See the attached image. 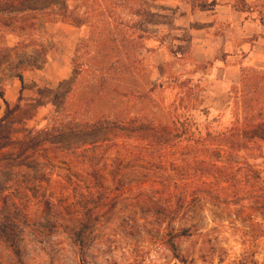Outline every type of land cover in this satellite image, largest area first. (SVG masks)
<instances>
[{
	"label": "rangeland",
	"instance_id": "rangeland-1",
	"mask_svg": "<svg viewBox=\"0 0 264 264\" xmlns=\"http://www.w3.org/2000/svg\"><path fill=\"white\" fill-rule=\"evenodd\" d=\"M184 1L135 0L139 16L121 11L131 20L125 25L133 23L143 38L136 49L142 72L120 87L140 93L175 76L198 82L207 116L195 119L219 132L232 121L241 73L264 72V58L206 56L193 43L199 36L183 27ZM191 1L193 12L204 2ZM28 25L33 28H23ZM83 35L86 29L46 23L38 12L0 15V120L7 114L4 101L15 109L4 119L15 128L13 140L0 150V264H264V143L261 156L248 159L253 170L244 162L229 168L237 184L217 176L224 164L187 166L180 162L185 149L145 158L103 132L21 146L24 129L89 123L126 108L122 98L114 102L116 95L91 100L95 74L76 76L71 60ZM174 98L171 90L152 95L165 106ZM141 103L126 111L148 113ZM156 201L185 209L172 220L146 210ZM189 227L190 236L174 241V258L170 230Z\"/></svg>",
	"mask_w": 264,
	"mask_h": 264
},
{
	"label": "trees",
	"instance_id": "trees-1",
	"mask_svg": "<svg viewBox=\"0 0 264 264\" xmlns=\"http://www.w3.org/2000/svg\"><path fill=\"white\" fill-rule=\"evenodd\" d=\"M134 1L0 0V15L18 12L27 16L28 13L38 12L45 18L46 23L63 22L86 29L88 36L83 35L79 39L71 60L76 76L82 79L95 74L94 84L89 83V89L93 91L91 100L98 102L116 95L114 102L122 98L126 107L120 115L89 123H68L56 127L48 125L40 130L24 129L21 146L29 150L45 145L54 137L94 135L103 132L110 138L124 140L127 149H137L145 158H153V152L185 149L187 158L180 162L187 166L200 162L208 168H218L216 163L224 164L221 166L224 170L217 176L222 181L237 184L229 168L244 162L253 170L248 164V159L260 157L263 150L264 72L248 70L241 73L230 105L232 121L229 127L219 132L212 131L209 124L201 128L195 119V114L207 116V111L203 108V90L198 82L175 76L150 85L140 93L124 91L120 87L122 82H134L135 77L142 72V62L136 49H142L138 42L143 36L132 26L133 23H130V28L125 25L131 20L125 21L121 15L123 10H127L132 17L140 15V10L133 7ZM23 28L31 29L33 25ZM125 31L130 32V35L127 36ZM86 84L88 85V82ZM86 87L88 86H84V89ZM160 90L175 91L174 100L167 106L152 101V95ZM137 102H142L144 109L150 108V111L134 115L126 111L129 105ZM4 104L7 114L0 120V150L13 140L15 134V128L4 122L5 117L12 115L15 109L10 110L7 101H4ZM68 112L66 111L64 116ZM130 141L133 144L131 147ZM203 153L211 157L202 160L200 155ZM241 153L244 155H239ZM172 162L176 164L178 160L172 159ZM172 180L176 182L175 179ZM235 197L239 198L238 193ZM183 209L185 208L182 204L164 205L156 201L149 203L146 210L158 216L168 215L175 220ZM86 222L83 220L82 225ZM190 235V227L179 230L171 228L169 243L174 258L177 256L174 241Z\"/></svg>",
	"mask_w": 264,
	"mask_h": 264
},
{
	"label": "crops",
	"instance_id": "crops-1",
	"mask_svg": "<svg viewBox=\"0 0 264 264\" xmlns=\"http://www.w3.org/2000/svg\"><path fill=\"white\" fill-rule=\"evenodd\" d=\"M192 3L183 2V27L199 36L193 43L202 45L206 56L223 53L228 58L239 56L243 62L264 58V0H204L195 12ZM180 25L177 21L176 26Z\"/></svg>",
	"mask_w": 264,
	"mask_h": 264
}]
</instances>
